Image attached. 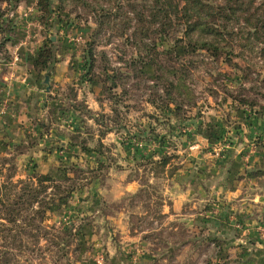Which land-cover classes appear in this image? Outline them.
<instances>
[{
    "label": "rangeland",
    "instance_id": "obj_1",
    "mask_svg": "<svg viewBox=\"0 0 264 264\" xmlns=\"http://www.w3.org/2000/svg\"><path fill=\"white\" fill-rule=\"evenodd\" d=\"M83 3L53 0L43 15L38 0L0 2V120L11 115L14 125L30 106L37 114L34 126L14 130L25 146L0 142V165L15 180L48 175L70 195L37 238L22 237L15 264H144L140 255L164 264L170 244L191 236L169 230L176 221L162 214L184 148L231 146L235 121L264 107V0H231L217 54L189 46L184 20L167 21L153 0ZM44 49L53 51L47 73L35 66Z\"/></svg>",
    "mask_w": 264,
    "mask_h": 264
},
{
    "label": "crops",
    "instance_id": "obj_2",
    "mask_svg": "<svg viewBox=\"0 0 264 264\" xmlns=\"http://www.w3.org/2000/svg\"><path fill=\"white\" fill-rule=\"evenodd\" d=\"M245 113L244 120L235 121L238 132L231 133V146H209L204 140L184 148V168L166 193L162 214L176 221L175 228L169 230L184 233L186 229L191 236L177 247L170 244L172 262L184 252L190 259L184 264H264V146L255 143L258 137L264 138V107L251 106ZM36 117L30 106L17 116L14 125L9 120L11 115L0 120V142H12L14 146L8 149L25 146L19 143L14 130L18 129L16 125L31 128ZM108 135H102V143ZM54 136L49 146L57 144ZM130 184L122 183L119 188L133 191L138 187ZM139 257L141 263L155 264L153 256ZM168 258L157 263L167 264Z\"/></svg>",
    "mask_w": 264,
    "mask_h": 264
},
{
    "label": "trees",
    "instance_id": "obj_3",
    "mask_svg": "<svg viewBox=\"0 0 264 264\" xmlns=\"http://www.w3.org/2000/svg\"><path fill=\"white\" fill-rule=\"evenodd\" d=\"M2 1L7 4L12 0H0V2ZM52 1L38 0V7L43 15L53 11ZM76 1L83 3L84 0ZM178 1L153 0L154 7L153 4L152 7L154 10L161 11L160 15H163L167 21L171 16L178 19L181 17L184 20L183 25H181L184 29L185 39L193 49L214 51V54H217L223 37L220 35V30L227 29L226 26H219L218 28L217 23L224 18L221 17L222 15L228 17V12L233 11L229 6L231 0H228L225 7L214 6L207 0ZM83 4L91 7L86 1ZM171 8L172 12L170 11ZM100 10L107 13L102 16L103 18H110V13L108 14L103 7ZM104 24L105 22H101L99 26ZM49 43L53 42L50 41ZM52 60L53 51L44 49L38 55L35 66L39 68L40 72L47 73L50 70ZM242 103L247 106L252 105L243 100ZM169 163L170 159L166 158L161 161L160 165L166 168ZM176 171L177 169L173 170L171 175L175 174ZM4 174L5 169L0 165V264H15L18 263L16 262L17 257L22 255L25 250L22 237L28 235L37 238V234L33 232L41 233L48 220V214L57 207L66 204L70 195L62 196L59 193L61 186L56 180L36 171L34 174H29L26 179L18 180H15V175L7 176Z\"/></svg>",
    "mask_w": 264,
    "mask_h": 264
},
{
    "label": "water",
    "instance_id": "obj_4",
    "mask_svg": "<svg viewBox=\"0 0 264 264\" xmlns=\"http://www.w3.org/2000/svg\"><path fill=\"white\" fill-rule=\"evenodd\" d=\"M49 81H50V77L49 76H46V78H45V84H48L49 85Z\"/></svg>",
    "mask_w": 264,
    "mask_h": 264
},
{
    "label": "built area",
    "instance_id": "obj_5",
    "mask_svg": "<svg viewBox=\"0 0 264 264\" xmlns=\"http://www.w3.org/2000/svg\"><path fill=\"white\" fill-rule=\"evenodd\" d=\"M263 235H264V232H263Z\"/></svg>",
    "mask_w": 264,
    "mask_h": 264
}]
</instances>
